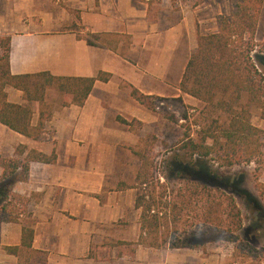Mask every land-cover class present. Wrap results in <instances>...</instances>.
I'll list each match as a JSON object with an SVG mask.
<instances>
[{"label":"crops","instance_id":"0c3cea01","mask_svg":"<svg viewBox=\"0 0 264 264\" xmlns=\"http://www.w3.org/2000/svg\"><path fill=\"white\" fill-rule=\"evenodd\" d=\"M191 2L173 0L180 10L168 7L160 17L152 14L156 11H151L149 0H0V37L10 39L12 75H110L106 83H94L82 107H60L58 99L50 103L52 115L38 140L0 125L1 157L14 158L18 146L26 149L15 157L19 161L29 150L56 156L53 165L30 163L25 180L0 178V192L9 185L11 193L30 198L32 249L46 253L45 264H187L183 255L190 254H177L181 249L136 245L137 192L117 190L120 183L129 185L121 174L128 160L118 153L136 158L131 151L141 140L115 119L144 126L156 120L121 89L124 83L160 99L191 98L180 92L179 82L197 34L207 35L208 27L211 34L218 31L216 17L222 15L224 0ZM83 32L121 37L114 44L107 39V47H91L77 38L76 33ZM5 92L8 103L24 104L21 92L9 87ZM36 123L34 115L31 125ZM21 228L19 223L0 222V264H17L2 248L19 246Z\"/></svg>","mask_w":264,"mask_h":264},{"label":"trees","instance_id":"16d2710c","mask_svg":"<svg viewBox=\"0 0 264 264\" xmlns=\"http://www.w3.org/2000/svg\"><path fill=\"white\" fill-rule=\"evenodd\" d=\"M263 6L264 0H232L230 17H216V33L197 34L196 48L185 65L178 89L201 104L194 121L200 130L196 137L185 133L176 145L177 152L182 155H175L167 170L178 181L189 182L188 172L193 168L196 170V163L203 160H210L220 168L253 164L257 174L264 169V130L251 123L253 111L258 112L260 120L264 121V74L253 59L255 50L264 55V35L259 43L255 42ZM76 34L91 47H107L109 43H117L121 37L84 32ZM107 39L108 44L105 43ZM9 42V37H0V125L28 139L38 140L51 118L53 107L46 100L47 92L57 94L60 107H82L94 83H106L110 79L107 73H99L95 78L56 77L48 72L12 75L8 61ZM7 87L21 92L24 104L8 103ZM121 89L127 90L129 97L145 110L156 112L155 101L160 98L143 95L125 83ZM34 115H37V123L33 126ZM165 118L177 125L174 117L168 115ZM188 119V116H182L186 123ZM115 120L133 134H137L133 124L142 126L136 120L126 121L119 116ZM25 150L23 146L16 147L15 157L24 155ZM131 152L140 163L133 184L120 183L117 190L134 189L137 192L135 209L139 211V236L136 245L155 250L189 249L185 244H170L167 240L176 234V225L191 200L180 194L175 197L179 201L165 199V190L157 181L160 174L154 165L159 156L153 155L149 142L141 141ZM15 157L7 159L0 156L1 180H25L30 163L53 165L56 161L54 152L46 156L34 150H29L22 161ZM17 169L20 172L15 176ZM8 186L2 187L0 192L3 196L0 222L19 223L22 228L19 246L2 249L15 257L17 264H45L46 253L32 249L34 220L27 212L30 198L11 193ZM199 188L198 222L224 226L225 219L219 211H224L221 208L225 200L229 205V216L240 223L239 211L231 198L215 202L214 198L210 200L213 191L204 186ZM255 190L264 204V184L256 180ZM250 202L259 221L264 220L263 206L253 198Z\"/></svg>","mask_w":264,"mask_h":264},{"label":"rangeland","instance_id":"374dc122","mask_svg":"<svg viewBox=\"0 0 264 264\" xmlns=\"http://www.w3.org/2000/svg\"><path fill=\"white\" fill-rule=\"evenodd\" d=\"M197 1L192 0L191 3L195 4ZM149 2L151 11H156L152 14H159L160 17H165L170 7L172 10H180L179 6H175L173 0H149ZM219 10H222L223 16L230 17L232 0H224ZM208 29L205 33L211 34L213 29L211 30L209 27ZM77 30L80 28L78 27ZM263 35L264 6L257 24L255 42L259 43ZM122 39L127 41L126 37ZM253 59L258 69L264 74V55L255 50ZM57 99V94L54 91L47 92L46 100L49 104L55 103ZM155 108L156 112L152 115L156 117V120L152 124L145 126L133 124V127L137 130V136L142 142H149L153 155L159 156L154 165L160 174L157 181L165 190V199L173 202L175 197L180 194V196H186L191 200V204L182 212L179 223L176 225V234L173 237L170 235L167 242L170 244L173 242L182 243L189 247V249H185V251L181 249L182 251L177 253L180 255L182 253L190 254L187 257L182 254L187 264H264V220L259 221L250 202V198H253L264 209V204L255 190L256 180L261 183L263 171L257 174L253 164L220 168L210 160H203L196 163V170L193 168L188 172L189 182L178 181L171 173H168L167 166L175 155H182L177 152L176 145L183 135L187 133L190 137H196L198 134L200 127L198 124H194V121L202 106L194 99L185 97L180 101L156 100ZM168 115L177 120V125L170 123L165 118ZM183 115L188 116L187 123L182 120ZM197 120L199 122V119ZM251 123L264 130V121L260 120L258 112H252ZM118 157L128 160V165L121 170V174L127 176L128 184L132 185L133 177L140 163L132 156H125L123 152H119ZM115 172L120 174L118 168ZM201 186L213 191L210 200L214 198L215 202H222L224 198H231L239 211L240 223L229 216L231 213H229V205L225 200L222 202L224 204L221 208L224 211H219V214L225 219L224 226L198 222L197 215L201 205L199 187ZM193 193L198 195L193 196ZM175 201H179V199ZM1 203L0 200V205ZM223 213L227 216H224Z\"/></svg>","mask_w":264,"mask_h":264}]
</instances>
